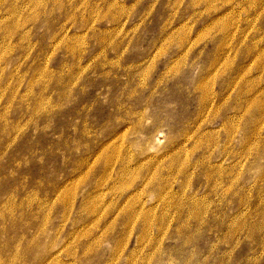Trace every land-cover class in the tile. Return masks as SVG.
<instances>
[{"label": "rangeland", "instance_id": "rangeland-1", "mask_svg": "<svg viewBox=\"0 0 264 264\" xmlns=\"http://www.w3.org/2000/svg\"><path fill=\"white\" fill-rule=\"evenodd\" d=\"M0 264H264V0H0Z\"/></svg>", "mask_w": 264, "mask_h": 264}, {"label": "bare ground", "instance_id": "bare-ground-1", "mask_svg": "<svg viewBox=\"0 0 264 264\" xmlns=\"http://www.w3.org/2000/svg\"><path fill=\"white\" fill-rule=\"evenodd\" d=\"M248 149V148H247Z\"/></svg>", "mask_w": 264, "mask_h": 264}]
</instances>
